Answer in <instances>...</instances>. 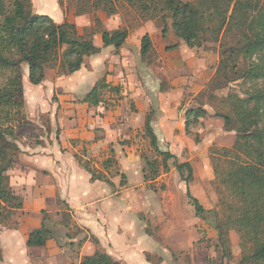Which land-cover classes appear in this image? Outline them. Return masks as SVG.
<instances>
[{
	"label": "crops",
	"instance_id": "crops-1",
	"mask_svg": "<svg viewBox=\"0 0 264 264\" xmlns=\"http://www.w3.org/2000/svg\"><path fill=\"white\" fill-rule=\"evenodd\" d=\"M36 1L38 2L36 9L38 13H47L46 15H49L56 23L67 21L66 1L63 5L60 0ZM45 3H48V6H45ZM40 4H43V8H40ZM72 9L74 11L75 7L73 6L70 11ZM73 22L75 23L76 20ZM90 25L75 24L78 34L89 36L93 44L100 50L94 55L85 57L81 68L67 77L72 81L65 84L68 89L66 92H61L60 85L64 82L60 78H57L59 80L55 78L48 80L45 75L44 82L33 85L28 82L27 73L23 75V97L31 117L36 113L35 109L32 111L31 103L33 100L41 98L40 91L42 89H46V95L60 92L58 94L60 96L47 109L51 116L49 119L55 127L53 134H50L49 138H46L48 135L45 138L41 136L42 138L37 139L36 143L27 145L25 149L20 147L16 163L7 170L11 189L23 199L20 210L23 212L21 215L24 216L21 218L20 226L9 231L6 235L11 238L18 255L14 254L8 259L2 254L4 264H80L84 256L92 255L97 249L122 264H197L191 241L198 238V232L191 234L183 232L179 239L175 237L179 235L176 233L174 236L176 241L171 244L157 241L146 231L143 234L138 233V222L142 223L138 213L144 210L151 211L150 206L152 208L153 206L150 205V202L148 206V201L144 202V206H142L136 201L124 198L127 195L130 196L127 193L129 189L145 187L141 186L144 185V174L140 167V161L136 168L140 174L139 185H127L130 184L127 174L128 162L135 161V156L138 157L132 152V147L125 145L126 151L124 152H127L130 158L124 160L121 172V175L127 176L128 182L126 187L115 193L110 192L109 183L91 179L90 173L80 165L78 161L80 154L74 147L77 143L92 142L88 146L91 151L104 148L107 144L116 143L118 140L129 141L138 131H142V135L145 136L143 130L146 116L150 115L152 109H158L156 105L159 99L163 102L165 98L171 99V96L177 101H167L165 106L160 107L157 120H151L153 132L157 142H165V144L176 143L177 139L187 137L184 130V118L179 119L177 115V105L180 104V97L189 89L184 86L185 84H182L184 77L181 73L177 74V77L172 75L169 77L168 74L173 63H176L175 67L177 64L184 66L189 59L185 57L178 60L177 58L178 61L169 63L166 60L168 55L166 48L170 45L165 42L166 35L161 32L160 40L157 39V43L151 39L148 26H141V33H138L135 39L132 38L137 32L130 33L129 31L121 46L116 49L112 45L104 46L99 32L93 33L91 30L85 34L84 28H89ZM116 29H120L118 25L104 24V30ZM147 33L159 56L151 63L144 62L143 55L140 53L141 39ZM172 41L176 49L184 50V47L187 46L174 32ZM136 57L139 60L141 58V64L143 63L141 69L140 65L136 63ZM102 78L107 84L120 88V91L113 92L114 94L108 89L103 90L114 104L112 107L106 108L109 105L103 101L97 105L82 101L96 82ZM77 80H79V86L87 87L83 95L79 97L75 91ZM158 81L159 84L164 81L169 83L166 84V87L164 86V90L159 91L157 89ZM159 88H161L160 85ZM191 91L193 92V90ZM127 97L134 103V110H131L125 101ZM168 111H175L174 116ZM30 116L28 118L35 121ZM125 146H119V148L123 149ZM170 149L165 151L176 155ZM98 170L102 169L98 168ZM16 174H18L17 178H15ZM17 179H20V182L17 187H14ZM116 188L118 187L116 186ZM60 200L76 215V225L88 234L79 247L78 244L75 246L71 244L76 242L77 238L68 235V226L62 223L64 220H56ZM41 206L56 207L55 216L50 221L52 225L56 226L53 231L57 236L47 228L49 233L45 237L44 245L30 247L26 245L28 233L41 227L44 223V219L39 216L43 209ZM126 207L130 208L128 218L125 214ZM156 208L162 212L160 204ZM186 224L187 221H185V227ZM195 229L197 230V228ZM91 237L98 241L97 246L92 242ZM163 237L165 234L160 236L161 239ZM65 241H67V245H65ZM0 246L2 250L4 247L2 240Z\"/></svg>",
	"mask_w": 264,
	"mask_h": 264
},
{
	"label": "rangeland",
	"instance_id": "rangeland-1",
	"mask_svg": "<svg viewBox=\"0 0 264 264\" xmlns=\"http://www.w3.org/2000/svg\"><path fill=\"white\" fill-rule=\"evenodd\" d=\"M64 1H66L67 4V12L65 14L67 21L74 23L73 21L76 20L74 24H91L89 28H84L85 34L91 30L93 33L99 32L104 30V24H110L111 26L118 25L120 29L126 28L130 33L136 31L137 33L132 38L135 39L136 35L141 33L140 27L148 26L150 27L151 39H154L157 43L160 40L161 32L166 35L165 42L170 45L166 48L168 52L166 60H168L169 63L176 62L177 58L178 60L184 59L185 57L189 59L188 63L184 66L177 64L175 67L176 63H173L172 69H170L171 71H168L169 77H171V75L177 77V74L181 73L183 75L182 77H184L182 84H185L184 86L189 89V91L184 92L183 96L180 97V104L177 105V115L179 119H183L184 111L189 108L205 110L206 113L201 114L193 126H191L190 132L186 133L187 137L184 139H177L178 141L176 143L165 144V142H158V148L165 151L171 147L170 150L176 153L175 156H177L179 162L190 163L192 167V178L188 183V187L191 194L199 200L205 209V217L202 218L195 215L194 207L186 196L187 185L181 179L179 172L175 169L172 158H163L160 156L150 145L149 138L142 135V131H138L129 141L125 140L122 142L118 140L116 143L112 142L107 144L104 148L91 151L88 146H90L92 142H88V144L85 142L75 144L74 147L80 154V158L78 157L80 165L84 166L87 164L90 168L100 172L102 177L107 178L110 182H115L113 184H108L110 186V192L115 193L119 189L126 187L125 185L128 182L127 176L125 175L123 177V174L121 175L124 160L130 158V156H128L129 154L124 152L126 151L125 145H127V147H132V152L138 156L136 157L134 155L135 161L128 162L129 169L127 174L128 179H130V182H128L130 184H127L128 186L139 185L140 174L138 169L136 170L139 161L142 172L149 174L152 170L147 165V160H156L158 163V170L156 174L154 173V179L152 181L144 180V185L141 186L145 187H141L140 189L139 187L129 189L127 193H129L130 196L127 195L124 197L125 200L136 201L138 204H142V206H144V202L148 201V206L149 202L150 205L153 206V208L150 206L151 211L144 210L138 213L142 220V223L140 224L138 222L137 225L138 233L143 234L144 231H146L154 236L157 241L171 244L176 241V239H174L176 233H179V235L175 236L179 239L183 232L188 234L198 232V238H192L194 241H191L195 250L197 264H250L246 262L245 258L250 252L251 244L244 240L241 234L236 230L228 229L223 237L225 241H223L221 245L217 241L218 232L215 228V224L217 221L221 222L228 214L226 206L234 204L236 201L227 186L221 183L220 175L214 172V167L218 168L220 172V170L228 168L230 162L233 161L232 155L225 154L222 149L231 148L236 139V132L233 129L236 127V121L232 117V106L229 103V98L237 96L245 99L255 91L264 92V77L263 79H247L240 77L241 74L248 70L249 63L242 56H238L235 59L231 56L222 55L223 50L227 48V46L235 44V40L231 35L221 39L223 47L220 46V41H214L211 36L206 35L201 37L199 45L194 47L186 46L184 50L176 49L172 41L174 32L171 27L172 19L165 13L155 16L156 13L153 10L145 11L141 10L139 7L129 6L125 2L116 1L115 13L107 14L102 10H94L92 8V2L94 0H60L62 5ZM189 1L191 0H182V4L184 5ZM9 4L10 1L8 0L4 2V8L6 10L10 8ZM30 4V11L33 14H42L38 13L36 10L38 4L36 0H31ZM42 5L43 4H40V8H43ZM76 5L78 6L77 8ZM45 6H48V3H45ZM73 6L75 10L73 11L72 9V11H70ZM260 6L264 12V0H260ZM179 20H181V18H179ZM86 38L91 39L89 36ZM262 57L263 58L260 60L254 56L253 60L264 68V55ZM137 58L138 57H136V63L140 65L139 68L141 69L143 63L141 64V58L140 60ZM158 58L159 56L154 47L151 46L148 53L143 55L142 60L146 63H151ZM222 59L228 62L227 66L223 65L224 61H222ZM220 60L222 61L221 64H219ZM21 73L22 75L26 73L25 65L21 66ZM71 74L72 73H64L59 67L58 62H55L54 65L45 69V75H47L48 80L54 78L59 80L57 78H60L64 82V84L60 85L61 92H66L68 90L65 84L72 81L67 78ZM8 76V72L0 71V83L4 82ZM45 80L46 77L44 76L42 82ZM75 83V91H77L78 97L82 96L87 87L84 85L79 86V80ZM167 83L169 82L164 81V83L159 84L158 81L157 89L159 91L164 90ZM159 85L161 88H159ZM45 90L46 89H42L40 91L42 94L39 100H33L31 103L32 111L35 109L36 112L33 117L28 113L25 102L21 110L23 114L22 117L15 115L13 107L10 109V123L12 126L16 127L15 134L18 139L19 152L20 147L25 149L27 145L36 143L37 139L41 136L45 138L46 135H48L46 138H49V135L54 132L55 127H53V122L49 119L51 116H49L47 109L50 108V105H52L51 103L59 99L60 95L58 94H60V92H53L50 95H46ZM191 90H193V92ZM112 94L114 93L112 92ZM101 99L109 105L106 108L114 105L103 90ZM125 101H127L131 110H134L135 105L132 100L127 97ZM167 101L175 102L177 100L174 99L173 96H171V99L165 98L163 102L159 99L156 105L158 109H152L149 113L151 120H157L160 107L165 106ZM4 112V110L0 109V123H3L6 119L3 115ZM161 113H164V111H161ZM168 113L174 116L175 111H168ZM223 115L232 117L229 126L225 125ZM29 116L35 121L30 120L28 118ZM258 127L264 129V117L258 122ZM119 146H125V148L120 149ZM137 158H139V160H137ZM106 160H108L107 163H104ZM105 164L108 166L104 167ZM98 168L102 170H98ZM7 173L6 171V174ZM184 175H187L186 171H184ZM17 177L18 174H16L15 178ZM19 182L20 179H17L14 187H17ZM116 186L118 188H116ZM59 202L60 208L58 207L57 212L56 207H54V209L48 206H41L43 209L42 212L39 213V216L44 219L45 227L56 235L55 231H53V228L55 229L56 226L52 225L50 221L52 217L55 216L56 212V220L63 219L64 222L62 223L68 226V235L77 238V241L71 244L74 246L78 244L79 247L88 237V234L85 233L84 229H80L76 225V215L73 211H71L66 204H62L61 200ZM159 204L162 207V212H159L158 208L155 209ZM128 210H130V208L127 209L126 207V218L129 216ZM21 214H23V212L17 209L8 216L5 214L3 218L0 219V241L2 240V244H4V247H2V254L8 259L14 254H18L11 242V238L9 235L6 237V235L9 231L20 226L22 223L21 218L24 216ZM184 220L187 221L186 227ZM137 221L139 220L137 219ZM195 228H197V230ZM162 234H165V237L161 239L160 236ZM91 240L97 246L98 241L92 237ZM65 242V245H67V241ZM96 251L101 250L97 249ZM2 257L4 256L2 255ZM2 262L0 264H4V259Z\"/></svg>",
	"mask_w": 264,
	"mask_h": 264
},
{
	"label": "trees",
	"instance_id": "trees-1",
	"mask_svg": "<svg viewBox=\"0 0 264 264\" xmlns=\"http://www.w3.org/2000/svg\"><path fill=\"white\" fill-rule=\"evenodd\" d=\"M5 1L0 0V71L8 72L9 76L0 83V109L5 111L3 115L6 117L0 123V219L5 214L8 216L14 210L22 208V199L11 189L6 174L16 163L19 154L16 127L10 123V109L13 107L16 116H23L21 66H26L28 82L38 85L44 80L45 69L55 62H58L64 73H73L81 68L85 57L100 50L91 39L78 34L74 23H56L49 15L33 14L30 11L31 0H8L10 8L7 10L4 8ZM116 1L145 11L153 10L155 16L165 13L172 19L171 27L175 35L188 47L199 45L201 37L206 35L211 36L214 41H220V46L223 47L221 39L231 35L235 44L227 46L222 55L235 59L242 56L249 63L248 70L240 77L263 79V66L253 60L254 56L261 60L264 55V12L260 0H191L184 5L182 0H94L92 8L113 14L116 11ZM99 32L103 45H112L116 49L129 33L126 28ZM151 46L150 37L145 34L141 39L140 53L147 54ZM222 61L224 66L228 65V62ZM104 89L116 93L120 91L118 86H111L102 78L82 101L92 105L99 104ZM229 103L232 106V117L236 121V127L233 128L236 139L231 148L222 149L225 154L232 155L233 161L220 172L214 167V172L220 175L221 183L227 186L236 202L226 206L228 214L215 224L217 241L221 245L225 241L223 237L227 230L234 229L251 244L246 262L264 264V129L258 127V122L264 117V92L255 91L245 99L233 96L229 98ZM205 113V110L195 108L185 110V133H189L191 126ZM232 117L223 115L226 126H229ZM143 131L160 156L172 158L175 169L187 185L186 196L194 207L195 215L205 217V209L188 187L192 178L190 163L179 162L174 154L158 148L150 116L145 118ZM147 165L152 172H143V177L145 181H152L157 173L158 163L156 160H147ZM83 167L90 173L92 180L111 183L87 164ZM184 171L187 175H184ZM48 233L49 230L42 223L41 227L28 233L26 245H44ZM2 260L0 246V263ZM80 264L122 263L104 252L96 251L84 256Z\"/></svg>",
	"mask_w": 264,
	"mask_h": 264
}]
</instances>
